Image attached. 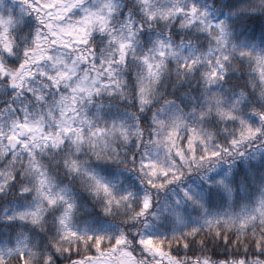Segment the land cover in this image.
Listing matches in <instances>:
<instances>
[{"label": "clouds", "instance_id": "1", "mask_svg": "<svg viewBox=\"0 0 264 264\" xmlns=\"http://www.w3.org/2000/svg\"><path fill=\"white\" fill-rule=\"evenodd\" d=\"M72 2L63 0L37 13L21 0H0V15L14 20L6 39L0 41L4 65L0 129L6 134L21 119L37 122L50 133L64 126L82 129L66 136L58 148L35 149L36 156L57 184L79 195L83 213L113 234L127 236L141 264H155L157 259L139 246L140 237L149 232L166 238L165 245L179 264H193L185 240L194 243L201 257L215 260L213 250L221 245V252L227 247L230 260L233 252H246L250 264L256 259L264 262V217L257 216L246 229L233 222L241 214L254 213L264 195V133L233 146L231 138L240 135L239 121L222 120L217 111L234 108L260 124L264 80L255 71L254 55L264 50V0H197L208 9L209 20L225 22L226 45H218V31L188 26L185 16L170 11L192 0H149L147 5L144 0H81L71 12H62ZM60 15L63 19L55 18ZM86 15L91 22L82 33L79 26ZM9 42L11 52L4 48ZM122 43L127 44L126 52ZM210 48L220 49L216 56L229 57L222 69L225 79L211 86L209 73L215 64L209 63ZM41 55L45 59L38 60ZM28 72L32 75L26 76ZM193 128L202 137L194 150L186 138ZM173 131L177 135H171ZM205 149L221 150L223 155L209 158ZM13 159L15 170L31 179L28 153L10 148L0 137V169L12 167ZM146 159L174 171L167 177L153 176L152 169L143 166ZM73 160L79 173L66 166ZM229 169L231 195L214 183ZM85 170L112 185L111 205L92 191ZM185 188L204 194L207 212L185 199ZM145 196L151 197L152 207L142 213ZM177 198L183 223L171 213ZM214 215H220L222 222H205ZM146 223L152 225L147 231ZM6 264L19 262L6 257ZM28 264L41 262L29 257Z\"/></svg>", "mask_w": 264, "mask_h": 264}, {"label": "snow or ice", "instance_id": "2", "mask_svg": "<svg viewBox=\"0 0 264 264\" xmlns=\"http://www.w3.org/2000/svg\"><path fill=\"white\" fill-rule=\"evenodd\" d=\"M62 2L63 0H47V2L45 0H39V2L37 0H21L23 5L37 13H40L42 8L50 10ZM80 2L81 0H73L72 6L62 9V12H71L72 8ZM144 3L147 5L149 0H144ZM170 11L177 16H185L188 26L198 24L202 31L209 33L213 30L218 31L219 35L215 37L218 45L227 44L225 22L209 20L208 9L198 4L197 0H192L187 6L176 7ZM55 18L63 19V16ZM83 21L84 23L79 26V31L82 33L86 32V25L91 22L88 15L83 18ZM13 22L12 16L0 15V41L6 39ZM41 22H44L42 17ZM47 26L53 27L51 23ZM40 39V36L37 35L38 47ZM65 43L67 42L65 41ZM120 47L126 52L127 44L122 43ZM4 48L8 52L12 51L10 42L5 43ZM218 50L220 49H209V55L213 57L209 63L215 64L209 73L208 83L210 86L217 79H225L222 69L224 61L229 57L227 55L222 58L216 56L215 51ZM160 54L164 55L165 53ZM244 54L241 53V55ZM45 55L38 57V60L45 59ZM247 55L253 56L252 53H247ZM124 58L121 56V59ZM144 59L147 61L148 57H144ZM254 62L255 71L259 73V78L264 80V50L254 55ZM148 66L150 69L153 67L150 63ZM185 67L188 65L186 64ZM3 70L4 65L0 64V71ZM31 75V72L26 73V76ZM12 83L17 84L15 76L12 78ZM217 111L222 120L239 121L240 135L239 138L235 136L231 138L233 146H238L264 133V112L257 115V119L260 121L258 125L254 120L246 119L234 108H217ZM201 115H206V113ZM177 119L179 120V118ZM81 131L82 129L73 125L58 128L55 132L50 133L45 131L39 123L29 122L27 119L15 122L6 134L0 129V137L8 142L10 148H21L28 153L32 174L31 179L23 178L22 173L15 170V159L10 161L12 167L6 170L0 169V264H6V257H14L19 264H28L29 257L39 259L41 264H141L135 249L128 245L127 236L113 234L109 227L94 216L83 213L79 195L71 187L57 184L47 170L42 167L36 156L35 149L42 148V146L58 148L66 136H72L74 132ZM171 135H177V133L173 131ZM78 138L82 139V137ZM186 138L189 140V147L193 150L196 143L202 141V137L194 128L190 129V134ZM222 147V145L218 146V148ZM175 151L180 159H185L181 149ZM205 151L209 158H218L223 155L221 150L208 152L205 149ZM225 151H230V149H225ZM239 155L244 156L245 153L241 152ZM193 156H195L194 151ZM203 158L201 157V159ZM66 166L72 171L80 172L75 160L66 163ZM143 166L151 168L153 176L167 177L174 171L169 168L161 169L155 161L148 159L144 161ZM84 175L91 181L92 191L95 195H102L106 204L111 205L115 199L112 185L91 170H85ZM230 175L231 169L225 171L220 178L214 181L229 195L232 192L229 183ZM169 182L171 183V181ZM209 183H213V181L209 179ZM183 195L194 205L204 208L205 212L208 211L204 205L205 196L203 193L185 188ZM116 203L118 205L119 200H116ZM151 207V197L145 196L141 212L146 213ZM108 211L109 208H105V212ZM171 213L178 223H183L184 214L179 198H177L176 206L171 209ZM257 216L264 217V195L261 196L254 213L241 214L235 217L233 222H238L241 228L246 229L250 222L257 219ZM224 218L230 217L228 214H224ZM205 222L219 224L222 219L220 215H214L207 217ZM151 227L150 223L145 224L146 231ZM165 239L157 238L149 232L140 237L139 246L157 258L155 264H179L178 261H173L172 251L166 247ZM228 244H231V240L228 241ZM184 247L190 252L193 264H250L246 252H233L230 260L226 246L223 247L222 252L220 251L221 245L214 248L213 257L215 260L206 255L203 257L197 255L193 242L185 240ZM221 256L223 259H220ZM251 264H264V262L256 259Z\"/></svg>", "mask_w": 264, "mask_h": 264}]
</instances>
